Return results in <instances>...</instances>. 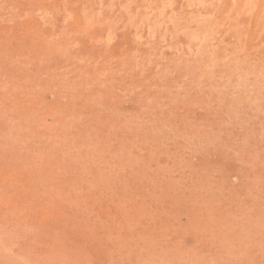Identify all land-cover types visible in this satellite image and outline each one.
Masks as SVG:
<instances>
[{
    "label": "rangeland",
    "instance_id": "obj_1",
    "mask_svg": "<svg viewBox=\"0 0 264 264\" xmlns=\"http://www.w3.org/2000/svg\"><path fill=\"white\" fill-rule=\"evenodd\" d=\"M0 264H264V0H0Z\"/></svg>",
    "mask_w": 264,
    "mask_h": 264
}]
</instances>
